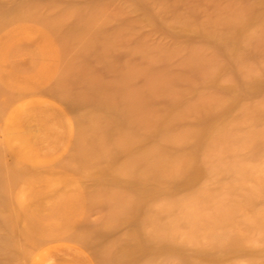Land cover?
Masks as SVG:
<instances>
[{"label":"rangeland","instance_id":"374dc122","mask_svg":"<svg viewBox=\"0 0 264 264\" xmlns=\"http://www.w3.org/2000/svg\"><path fill=\"white\" fill-rule=\"evenodd\" d=\"M19 1L29 7L33 15L0 32V106L6 117L13 116L20 108L36 114L48 110L57 117L49 119L54 120L56 132L45 138L44 146L50 158L39 159L36 150L24 151L17 143L8 146L5 122L0 120L3 174L8 175L13 169L24 172L12 186V195H20L29 211L38 207V219L44 229L57 227L64 220L74 221V229L58 231L46 238L41 247L19 238V252L23 256L0 264H32L31 258L37 260L43 255L49 260L47 264H96L92 250L74 236L97 227L110 234L104 228L111 203L108 194L120 190L113 185L93 184L78 166V120L87 112L86 104L114 96L118 87L123 90L117 95L118 101L123 98L132 102L144 116L146 125L168 112L174 117L180 116L171 128L172 135L193 129L205 108L229 101L232 94L246 88L251 79L264 78V0ZM73 12L92 16L102 26L97 43L87 54L78 52L77 44L44 28L45 18L67 15V20L72 21L69 16ZM243 17L251 22L241 37L240 51L227 57L205 35L223 34L227 23H235ZM103 47L108 48V53L97 57ZM210 76L215 77L213 83L209 81ZM171 100H178L172 110L168 109ZM249 106L264 108V87L243 95L240 103L229 109L224 124L237 123L239 137L230 149H238L235 158L239 161L245 158L253 175L243 183H235L240 186L236 191L231 190V179L225 174L217 178L204 177L200 191L207 200L198 208L197 219L201 225L206 223L200 219L208 217L218 203V207L226 208L240 204L245 190L254 189L259 178L264 184V116L258 120L244 118L243 110ZM257 133L260 136L258 148L253 150L256 156L259 151L257 160L246 159L249 153L246 147ZM153 139L147 149L157 144V139ZM114 143L111 137L105 147L113 149ZM210 145L199 153L203 160L201 165L207 169L218 164L213 158H206L213 152ZM137 153L136 149L135 156ZM228 155L230 157V153ZM127 159L120 155L115 169L123 166ZM193 192L162 194L152 209L178 200L189 201ZM92 200L93 204H88ZM262 208V205L257 206V209ZM52 212L53 216L47 217ZM234 223L237 234L259 247L261 235L256 229H245ZM123 229L125 226L120 231ZM24 255L29 258L25 259Z\"/></svg>","mask_w":264,"mask_h":264},{"label":"bare ground","instance_id":"6f19581e","mask_svg":"<svg viewBox=\"0 0 264 264\" xmlns=\"http://www.w3.org/2000/svg\"><path fill=\"white\" fill-rule=\"evenodd\" d=\"M19 2L0 0V32L11 24L32 17L30 8ZM69 17L72 21L67 20V15L58 19L49 16L43 21L44 28L62 36L67 42L77 44L78 52L87 54L97 43L102 26L92 16H84L81 12H73ZM246 18L227 23V31L223 34L210 32L205 36L227 57L234 56L240 51L241 37L251 22ZM65 45L69 46L68 43ZM107 53L108 48L103 47L97 57ZM214 80V76L209 77L210 83ZM263 87L264 78L251 79L243 89L238 86L240 91L232 94L229 101L205 108L193 129L176 135H172L171 128L180 116L174 117L166 112L154 123L146 125L144 116L132 102L123 98L118 101L121 88H116L114 96H104L86 104L88 110L78 120V166L93 184L113 185L120 190L108 194L111 203L104 228L110 234L97 227L74 236L80 244L92 250L96 264H264L263 180L259 178L254 189L245 190L240 204L227 208L218 207L219 203L215 205L208 217L200 219L206 225H201L197 219L200 214L198 208L207 200L204 192L200 191L204 177L217 178L225 174L231 179L229 186L233 191L240 189L235 183H243L252 177V169L247 167L245 158L240 161L235 158L238 149H230L231 145L237 144L239 137L236 134L239 132L237 123L225 126L224 120L229 109L238 105L243 95ZM177 105L178 100H171L168 109L172 110ZM32 111L20 108L13 116L6 117L0 106L6 143L8 146L17 143L28 152L36 150L39 159L50 158L44 146L45 138L47 134H55L56 124L49 119L57 117L48 110L37 114ZM243 113L244 118L258 120L264 116V108L249 106ZM111 137L115 140L114 148L107 149L105 142ZM259 137L258 133L255 134L246 147L249 151L246 159L254 157L257 160L259 151L256 156L253 150L258 148ZM153 138L157 139V144L147 149ZM209 144L213 152L206 158H213L218 164L207 169L201 165L203 160L199 153ZM136 149L139 152L137 156L134 154ZM223 153L226 154L224 157ZM120 155L128 159L115 169ZM24 157H28L25 152ZM4 170L5 165L0 161V262L23 256L19 252V238L41 247L46 238L58 231L71 232L74 229V221L70 220H64L49 230L44 229L38 219V207L29 211L20 195H12V186L24 172L13 169L5 175ZM192 191L194 195L189 201L178 200L157 210L152 209L162 194L173 196ZM88 204H93V200ZM258 205L263 208L257 209ZM52 216L53 212L47 217ZM233 223L245 229H256L261 235L259 247L256 248L244 235L237 234ZM123 226L125 229L120 231ZM24 257L29 258L27 255ZM31 261L32 264L49 262L44 255L37 260L31 258Z\"/></svg>","mask_w":264,"mask_h":264}]
</instances>
